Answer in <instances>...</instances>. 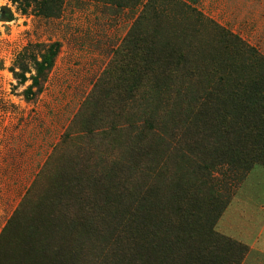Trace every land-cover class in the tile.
<instances>
[{
  "label": "rangeland",
  "instance_id": "obj_1",
  "mask_svg": "<svg viewBox=\"0 0 264 264\" xmlns=\"http://www.w3.org/2000/svg\"><path fill=\"white\" fill-rule=\"evenodd\" d=\"M45 58L51 65L41 69L34 96L27 99L24 93ZM134 70L146 76L145 93L138 92L135 105L120 112L114 94L135 84ZM256 76H264V0H0V264H116L111 230L101 240L85 231L71 234L72 223L59 217L43 223L16 216L35 175L46 163L48 174L33 191L34 203L50 179L67 171L69 155H78L74 142L84 146L85 131L101 128L112 158L140 154L130 147L137 137L143 149L157 150L151 158L144 155L139 170L145 173L159 160L155 172L142 177L161 189L165 205L180 199L171 193L176 186L214 192L204 181L201 146L218 140L224 122L239 120L222 113L216 118L232 104L213 99L204 109L218 123L209 129L198 98L207 91L232 92L235 82ZM145 106L147 114L158 109L157 123L176 116L174 141L166 140L170 145L164 140L159 146L155 135L135 130ZM256 153L243 155L251 160ZM139 170L121 189L135 190ZM212 177L217 192L228 197L215 230L247 248L243 264L253 247L264 244V165L256 163L248 172L218 167ZM110 196L118 200L115 192ZM182 236L188 244L201 242L197 235ZM154 241L149 235L144 264H156ZM185 253L180 257L186 259Z\"/></svg>",
  "mask_w": 264,
  "mask_h": 264
},
{
  "label": "trees",
  "instance_id": "obj_2",
  "mask_svg": "<svg viewBox=\"0 0 264 264\" xmlns=\"http://www.w3.org/2000/svg\"><path fill=\"white\" fill-rule=\"evenodd\" d=\"M50 65L51 62L45 58L43 64L37 66L38 75L32 77V86H29L24 93L27 99L34 96L32 89L39 85V78L42 76L41 69L45 70ZM133 72L136 77V81L133 80L135 84L125 91L114 94L118 98L116 108L120 112L129 103H133L132 106L135 105L140 96L138 92L145 93L143 90L146 76H142L143 72L140 71L134 70ZM15 76L18 80L22 79L26 82L23 75L15 73ZM225 82L228 83L227 79ZM234 85L237 88L232 92L207 91L198 98V101L204 105L199 108L200 113L209 118V129L216 127L218 121L214 118L222 114L239 120L238 122H224L219 128L218 140L211 138L201 146L204 156L201 164H205L202 166L205 173L204 181L207 185L210 182L214 192L205 190L204 186H201L202 188H194L191 184L185 188L176 186L171 193L179 196L180 199L165 205L161 197V189L157 188L156 184L147 185L142 177L146 173L155 172L154 167L157 168L156 164H159V160H153L154 162L146 168L145 173L144 170H139L144 168L140 162L144 155L146 158H151L150 152L157 150L152 146L143 149L140 146L142 139L139 141L140 138L137 137L138 140L130 147L141 152L140 154L131 152L129 159L121 154L112 158L113 156L109 155L103 147L106 142L103 135L104 130L90 128L85 131L89 140L84 146L78 141H73L80 149L76 157L69 155L67 171L58 173L55 178L50 179L47 191L34 203L33 191L39 181L48 174L45 169L46 163L43 165L26 190L23 204L16 216L26 215L33 219L43 220V223L50 218L59 217L72 223L67 227L71 234L75 231L78 234L80 231H85L87 236H95L101 240L111 230L116 233L113 249L114 259L117 258L116 264L146 263L149 255L145 244L151 234L155 238L152 257L156 264H240L247 254V248L225 238L215 230L228 204L226 201L228 197L217 192V184L212 177V171L218 167L227 166L248 172L256 163L264 165V108L258 109L264 105V90L262 89L264 88V76L246 77L242 81L235 82ZM213 99L221 102L230 101L232 108L227 111L220 110L215 117H209L204 108ZM145 112H149L147 106L142 112L144 116L141 120L142 124L138 125L139 119L136 121L140 129L137 130L135 127V130L141 133L147 131L150 135H155L159 146L164 140V144L170 145L166 140L174 141L173 137L178 129L175 123L176 116L171 114V122L157 123L155 120L158 113L157 108H152L149 114ZM249 117L255 120L248 121ZM160 119L161 117L158 120ZM132 140L130 139L128 144ZM63 144H65V139L61 145ZM246 151L254 153L258 151V153L253 154L250 160L249 156L243 155ZM53 154L48 157L47 162L52 160ZM231 155L235 158L229 160ZM136 169L140 171V175L135 177L138 180L135 190H123L126 186L122 182L131 181ZM112 191L116 193L117 201L111 198ZM50 227L54 234L60 230L54 224H50ZM163 234L167 235V238L162 242L160 236ZM182 234L190 237L197 235L201 242L197 245L185 243ZM184 252H186V259L180 257ZM163 253H165V259H161Z\"/></svg>",
  "mask_w": 264,
  "mask_h": 264
},
{
  "label": "crops",
  "instance_id": "obj_3",
  "mask_svg": "<svg viewBox=\"0 0 264 264\" xmlns=\"http://www.w3.org/2000/svg\"><path fill=\"white\" fill-rule=\"evenodd\" d=\"M256 259L258 260L256 261ZM262 260H264V244L256 245V247H253L252 251L243 264H264V262L261 263Z\"/></svg>",
  "mask_w": 264,
  "mask_h": 264
}]
</instances>
